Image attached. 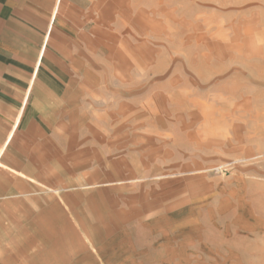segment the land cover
Wrapping results in <instances>:
<instances>
[{
	"label": "rangeland",
	"instance_id": "374dc122",
	"mask_svg": "<svg viewBox=\"0 0 264 264\" xmlns=\"http://www.w3.org/2000/svg\"><path fill=\"white\" fill-rule=\"evenodd\" d=\"M61 5L87 138L60 189L0 196V264H264V0Z\"/></svg>",
	"mask_w": 264,
	"mask_h": 264
},
{
	"label": "crops",
	"instance_id": "0c3cea01",
	"mask_svg": "<svg viewBox=\"0 0 264 264\" xmlns=\"http://www.w3.org/2000/svg\"><path fill=\"white\" fill-rule=\"evenodd\" d=\"M61 4L0 0V161L8 169L0 168V196L28 201L39 186L60 189L45 173L58 183L62 159L87 138L79 133L95 89L81 44L89 40Z\"/></svg>",
	"mask_w": 264,
	"mask_h": 264
}]
</instances>
